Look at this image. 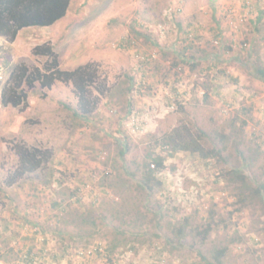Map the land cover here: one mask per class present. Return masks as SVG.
<instances>
[{
    "label": "rangeland",
    "instance_id": "374dc122",
    "mask_svg": "<svg viewBox=\"0 0 264 264\" xmlns=\"http://www.w3.org/2000/svg\"><path fill=\"white\" fill-rule=\"evenodd\" d=\"M261 11L264 0H71L53 25L0 37V264H29L32 247L30 264H211L223 247L224 264H264V81L250 66L264 67ZM45 42L63 69L95 64L94 85L106 86L88 118L60 81L29 90L26 106L3 105L12 69L42 64L33 48ZM181 122L218 152L169 155L160 139ZM20 143L51 157L8 186ZM156 155L166 167L149 192L142 164Z\"/></svg>",
    "mask_w": 264,
    "mask_h": 264
},
{
    "label": "trees",
    "instance_id": "16d2710c",
    "mask_svg": "<svg viewBox=\"0 0 264 264\" xmlns=\"http://www.w3.org/2000/svg\"><path fill=\"white\" fill-rule=\"evenodd\" d=\"M70 1L0 0V37L14 41L23 28L53 25L67 14ZM263 15L264 11H261L258 17L259 21L262 20ZM33 54L37 57H42L41 60L44 59V62L35 65H28L22 62L12 69L8 83L2 92L3 105H11L14 107L26 106L29 90L36 88L37 85L43 89L51 88L57 81H60L74 85L75 93L78 97L77 106L72 108L74 115L85 119L88 118L99 102V96L94 94V90H97L98 94H104L106 86V84L98 87L94 85L98 78V71L95 68V64L89 62L79 65L74 69H63L59 54L55 51L51 42L36 45L33 48ZM250 66L254 69V75L264 81V67L256 63L253 66L250 64ZM234 82H238V80L235 78ZM180 107L181 110L184 109L182 105ZM128 112L127 115L132 112V106ZM205 137L206 133L204 130L200 128L193 129L189 124L181 122L165 133L160 139V142L164 150L171 156L176 152L183 151L199 155L202 158H208L214 151L218 152V150H207L203 144ZM13 150L18 156V164L8 173L5 181V184L8 186L20 184L23 180L31 179L32 175L37 173L51 157V152L48 149H42L34 145L30 146L26 143L16 144ZM124 153L125 150H122V154ZM165 160V156L156 155L152 157L151 161H146L142 164L144 178L140 186L151 192L156 186L162 185V181L157 177V173L166 167ZM227 174H233L235 179L243 183L247 181V174L240 168H233ZM55 180L60 181V184L63 182V180H59L58 178H55ZM4 186H0V191L4 190ZM260 191V189L257 190V192ZM63 202L64 200H59L54 202V205L66 212V209L62 206ZM32 223L35 226L39 225L38 223ZM212 229V223H208L200 231L202 242L207 239ZM177 233L181 237L183 228L178 227ZM117 247L118 243L104 250L105 257H107L109 263L117 259ZM100 248L101 244L98 245V255L104 256L103 252L99 250ZM128 248L135 250V243H131ZM32 249L33 247L29 250L27 256L29 264L34 262L38 256L36 253H32ZM228 250V247L218 249L214 253L215 262L211 264H224V257L228 253ZM122 252L120 251L118 254Z\"/></svg>",
    "mask_w": 264,
    "mask_h": 264
},
{
    "label": "crops",
    "instance_id": "0c3cea01",
    "mask_svg": "<svg viewBox=\"0 0 264 264\" xmlns=\"http://www.w3.org/2000/svg\"><path fill=\"white\" fill-rule=\"evenodd\" d=\"M3 38V37H2ZM1 67V66H0ZM2 68H0V70H1Z\"/></svg>",
    "mask_w": 264,
    "mask_h": 264
},
{
    "label": "built area",
    "instance_id": "2783aa9c",
    "mask_svg": "<svg viewBox=\"0 0 264 264\" xmlns=\"http://www.w3.org/2000/svg\"><path fill=\"white\" fill-rule=\"evenodd\" d=\"M152 166H154V165H152Z\"/></svg>",
    "mask_w": 264,
    "mask_h": 264
}]
</instances>
